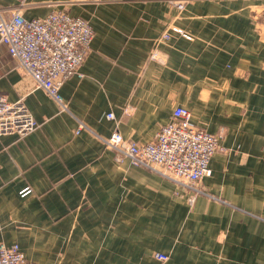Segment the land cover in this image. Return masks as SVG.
I'll list each match as a JSON object with an SVG mask.
<instances>
[{"label": "crops", "instance_id": "1", "mask_svg": "<svg viewBox=\"0 0 264 264\" xmlns=\"http://www.w3.org/2000/svg\"><path fill=\"white\" fill-rule=\"evenodd\" d=\"M24 2L25 19L64 11L94 34L60 88L67 111L0 44V96L23 99L38 124L0 137V244L34 264H161L160 253L163 264H264V0ZM17 6L0 0L5 16ZM176 106L222 136L201 183L209 196L191 206L102 143L114 131L150 142Z\"/></svg>", "mask_w": 264, "mask_h": 264}, {"label": "built area", "instance_id": "2", "mask_svg": "<svg viewBox=\"0 0 264 264\" xmlns=\"http://www.w3.org/2000/svg\"><path fill=\"white\" fill-rule=\"evenodd\" d=\"M24 1L19 0V6L9 16L0 10V44L6 47L16 69L29 76L36 89H42L61 111H67L60 88L63 81L72 75L79 76L94 33L87 20L64 11L53 10L42 18L25 19L22 16ZM184 5L178 2L176 7L182 10ZM207 10L217 14L214 3H210ZM171 31L182 38H189L177 28L172 27ZM162 38L167 41L170 34L165 33ZM156 55L157 52H154L151 59ZM171 114L170 121L160 127L150 142L138 144L114 131L102 143L105 149L113 152L116 164H122L125 160L130 165L143 167L161 176L175 184L180 190L178 195L184 196L191 206L198 196H209L201 188V183L211 173V156L222 150L219 144L222 136L194 125L190 121V113L183 107L176 106ZM113 117L111 113L106 114L109 120ZM37 127L23 99L12 102L0 96V137L13 135L24 138ZM84 129L85 126L78 122L74 133L78 134ZM29 192V189H25L21 196ZM154 258L163 264L168 260V255L155 254ZM0 264L34 263L26 259L16 244L10 247L0 244Z\"/></svg>", "mask_w": 264, "mask_h": 264}]
</instances>
